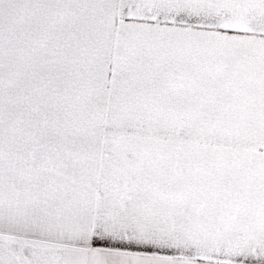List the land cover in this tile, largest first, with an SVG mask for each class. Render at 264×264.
Segmentation results:
<instances>
[{
    "label": "snow or ice",
    "instance_id": "obj_1",
    "mask_svg": "<svg viewBox=\"0 0 264 264\" xmlns=\"http://www.w3.org/2000/svg\"><path fill=\"white\" fill-rule=\"evenodd\" d=\"M0 264H264V0H0Z\"/></svg>",
    "mask_w": 264,
    "mask_h": 264
}]
</instances>
